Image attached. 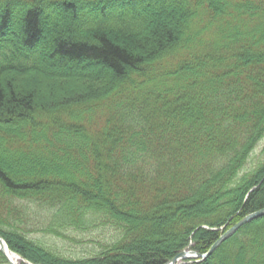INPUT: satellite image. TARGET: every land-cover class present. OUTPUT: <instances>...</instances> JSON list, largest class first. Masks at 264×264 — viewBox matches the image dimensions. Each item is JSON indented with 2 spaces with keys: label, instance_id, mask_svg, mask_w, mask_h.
<instances>
[{
  "label": "trees",
  "instance_id": "1",
  "mask_svg": "<svg viewBox=\"0 0 264 264\" xmlns=\"http://www.w3.org/2000/svg\"><path fill=\"white\" fill-rule=\"evenodd\" d=\"M262 141L264 0H0V234L33 264L207 253L264 208ZM187 264H264V216Z\"/></svg>",
  "mask_w": 264,
  "mask_h": 264
},
{
  "label": "rangeland",
  "instance_id": "2",
  "mask_svg": "<svg viewBox=\"0 0 264 264\" xmlns=\"http://www.w3.org/2000/svg\"><path fill=\"white\" fill-rule=\"evenodd\" d=\"M263 144L264 141L260 143V147L256 149L254 154L258 155ZM109 236V229L100 226L84 230H70L67 232V237L45 233H32L30 235L35 239L56 245L57 249L63 254L75 257L86 256L91 250L98 249L100 247L99 242L108 239Z\"/></svg>",
  "mask_w": 264,
  "mask_h": 264
},
{
  "label": "water",
  "instance_id": "3",
  "mask_svg": "<svg viewBox=\"0 0 264 264\" xmlns=\"http://www.w3.org/2000/svg\"><path fill=\"white\" fill-rule=\"evenodd\" d=\"M261 216H264V208L252 212L248 215H246L244 218H242L239 222H237L235 225H233L230 229H228L225 233H223V235L211 246V248L209 249V251L205 254H199L197 252H195L194 250L188 249V250H184L180 253H178L175 257H173L171 260H169L166 264H186L187 261H185L186 259H193V258H199L201 257L202 259L208 257L213 251H215L217 249V247L223 242L225 241L227 238H229L231 235H233L237 230H239L244 224L251 222L254 219H257ZM0 249L5 253V255L7 256L9 262L11 264H18L15 263L10 256L7 254L6 252V243L5 240L3 239V237L0 235ZM22 258V257H20ZM23 259V258H22ZM24 260V259H23ZM27 264H32L30 262L25 261ZM189 262H192V260H189Z\"/></svg>",
  "mask_w": 264,
  "mask_h": 264
},
{
  "label": "bare ground",
  "instance_id": "4",
  "mask_svg": "<svg viewBox=\"0 0 264 264\" xmlns=\"http://www.w3.org/2000/svg\"><path fill=\"white\" fill-rule=\"evenodd\" d=\"M7 254L10 256V258L15 262L18 263L20 261V257L15 252L11 251L9 247L5 248Z\"/></svg>",
  "mask_w": 264,
  "mask_h": 264
}]
</instances>
